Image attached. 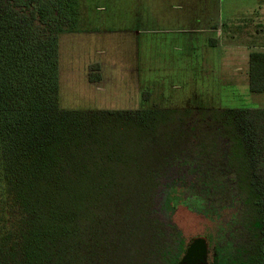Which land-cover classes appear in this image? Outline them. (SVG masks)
<instances>
[{"label": "trees", "instance_id": "trees-1", "mask_svg": "<svg viewBox=\"0 0 264 264\" xmlns=\"http://www.w3.org/2000/svg\"><path fill=\"white\" fill-rule=\"evenodd\" d=\"M84 1L0 0V264H264V107L63 109ZM248 62L264 93V50ZM180 206L213 234L184 238Z\"/></svg>", "mask_w": 264, "mask_h": 264}, {"label": "rangeland", "instance_id": "rangeland-1", "mask_svg": "<svg viewBox=\"0 0 264 264\" xmlns=\"http://www.w3.org/2000/svg\"><path fill=\"white\" fill-rule=\"evenodd\" d=\"M258 1L85 0L88 10L79 28L61 36V107L196 112L264 107V93L252 92L245 78L248 51L256 38L251 34L256 21L247 20L245 13ZM85 11L83 6L81 13ZM214 19L217 29H210L206 23ZM261 19L257 22L263 23ZM93 71L101 80L90 81ZM192 162L202 171L210 165L198 156ZM230 212L226 209L223 219ZM173 221L186 239L213 234L216 225L185 206Z\"/></svg>", "mask_w": 264, "mask_h": 264}, {"label": "crops", "instance_id": "crops-1", "mask_svg": "<svg viewBox=\"0 0 264 264\" xmlns=\"http://www.w3.org/2000/svg\"><path fill=\"white\" fill-rule=\"evenodd\" d=\"M246 10H251L249 13L248 11L245 13L246 19L247 20H253L256 21L254 24V27L256 28L254 33H251L253 37L252 40V45L250 46L251 50L248 51L249 54L250 52L254 50H264V39H259L258 35H264V22H257L261 17H264V0H259L258 2H255L253 5L250 7H247ZM262 20V19H261ZM255 34V36L253 35ZM249 56V55H248ZM248 67H249V62L247 61L246 65V71H245V78L248 81Z\"/></svg>", "mask_w": 264, "mask_h": 264}, {"label": "water", "instance_id": "water-1", "mask_svg": "<svg viewBox=\"0 0 264 264\" xmlns=\"http://www.w3.org/2000/svg\"><path fill=\"white\" fill-rule=\"evenodd\" d=\"M183 264H206V262L202 256L198 255L187 259Z\"/></svg>", "mask_w": 264, "mask_h": 264}]
</instances>
